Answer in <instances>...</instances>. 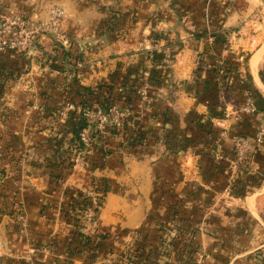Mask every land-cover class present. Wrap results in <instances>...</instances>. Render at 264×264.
<instances>
[{"label":"crops","instance_id":"0c3cea01","mask_svg":"<svg viewBox=\"0 0 264 264\" xmlns=\"http://www.w3.org/2000/svg\"><path fill=\"white\" fill-rule=\"evenodd\" d=\"M54 4L66 7L67 42L97 44L89 57L81 53L85 61L91 59V66L76 70L85 72L80 75L82 84L116 81L115 92H135L123 94L131 99L122 108L128 111L124 125L142 134L143 146L137 153L124 136L103 135L95 145L107 152L101 167L92 169L94 148L78 155L72 167L63 170L62 182L55 184L45 165L51 151L43 154L38 145L58 134L66 116L44 128L33 116L44 104L25 105L19 97L7 106L3 103L7 116L0 140L18 158L23 142L29 145L26 165L0 162L5 169L0 264H88L84 256L70 254L77 244V224L61 211L65 191L86 189L92 176L105 180L107 190L99 213L105 237L95 249L99 258L91 264H117L114 256L137 244L157 254L197 253L201 264H262L264 138L251 146L246 162L232 177L229 164L221 169L216 162L231 157L235 135L254 134L264 111V0H0V17L37 19ZM213 29L225 33L219 55H213ZM205 31L210 33L197 36ZM155 32L162 38H151ZM153 53L158 54L155 59ZM206 54L208 63L216 58L237 63L238 79L229 77L227 92L214 82L204 88L211 73L203 71L195 80L199 56ZM26 64L22 55L1 51L0 77L2 72H21ZM150 77L157 80L151 90ZM144 87L150 95L142 100L139 91ZM247 96L257 112L225 119L224 113L234 114ZM53 103L45 105L51 108ZM210 125L213 135L207 134ZM172 197L181 203V227L187 232L184 244L175 247L162 243V238L178 236V231L159 230ZM19 213L25 218V233L16 218Z\"/></svg>","mask_w":264,"mask_h":264},{"label":"trees","instance_id":"16d2710c","mask_svg":"<svg viewBox=\"0 0 264 264\" xmlns=\"http://www.w3.org/2000/svg\"><path fill=\"white\" fill-rule=\"evenodd\" d=\"M111 23L109 21L106 28L110 29ZM102 32L99 31V34ZM210 32H200L197 33V36H206ZM212 36L214 37L213 41V55H219V50H221L226 43L225 39V33L220 31V29H213ZM151 38L153 39H159L162 38V34L155 32L151 34ZM57 47L60 50L59 53H61L62 62L69 61L70 58H74L73 60L80 57V54L74 50V55L72 56V52L70 49L65 48L62 44L57 43ZM211 55V54H210ZM158 56V54L153 53V59H155ZM209 54L206 55H200L199 59L197 61V65L195 70L193 71V75L195 80L199 79L200 74L204 72L211 73L212 77L207 78L206 84L204 88L209 87V83L215 85H218V88L221 91L227 92L228 91V79L229 77H232L233 79L237 80V63L234 62L232 59H221V64H218L219 59H214L211 63H208L206 61ZM205 58V59H204ZM72 60V61H73ZM71 61V62H72ZM70 64V63H69ZM13 75V72H2L0 80L10 78ZM214 77V78H213ZM261 79L264 80V69L261 71ZM156 79H152L150 77L148 81L149 89L156 85ZM220 81V84H218ZM2 85V83H1ZM116 81L112 82H102L98 83L97 86H85L80 85L76 80H73L68 88L62 91V93L59 96V100L56 102V106L48 107L44 105L41 110H37L33 112L34 117H39L41 121V126L46 128L49 124V121L53 122L54 120L59 119V111L60 109L65 105V103H70L76 106L80 107H92L94 103H102L100 106L104 108H109L112 105H118L121 108H125L129 106L131 99L127 98L129 95L134 94V91H126L124 95H127V97H124L123 94L115 92L116 90ZM148 89V90H149ZM96 90V91H95ZM132 92V93H131ZM135 95V94H134ZM150 95L149 91H147V97ZM133 98V97H132ZM25 105V101H22ZM31 100L27 103L30 104ZM46 104V103H44ZM48 105V104H47ZM46 106V107H45ZM50 106V105H49ZM264 109V108H263ZM66 124H62L59 128L58 134L50 136L46 141H42L38 147L43 150V154L46 150L51 151V154L49 156H45V165L48 170V173L51 176L52 181L56 183L62 182L63 179V170H66L67 168L72 167L73 160L72 157L70 158L69 155L71 153H74L73 156L82 155L83 153H87V151L94 150L95 145L99 142V139L101 136L98 134L97 138L93 140V142L86 146L82 140H81V132L84 128H86L89 125V122L85 116H83L80 113H77L75 109L70 110L66 113ZM126 121L123 120L122 127L124 129V136L127 140V142H131V144L135 145L137 148L135 149V152L138 153L139 148H142L143 141L141 140L142 134L137 133L136 131H132L130 128H125ZM206 123V122H204ZM42 127V128H43ZM115 126L113 124H110V135H114ZM210 133V135H213V126L210 125V129L207 132V134ZM60 135V136H59ZM103 137V136H102ZM96 140H98L96 142ZM60 142H63L65 144V147L60 146ZM182 146V145H181ZM182 148V147H181ZM40 149V150H41ZM95 158L91 162L92 169L100 168L104 157L107 155V152L103 150L101 147H96L95 150ZM209 153V151H208ZM210 154V153H209ZM212 157V156H211ZM234 154L231 155L230 158H233ZM216 166L223 169V167H227L228 163L221 159L218 162H216ZM0 175H5V169L0 168ZM93 178V179H92ZM92 181L90 182L91 187L93 190L97 193H100V196L96 197V204L93 205L91 202V197L84 193V190H66L65 191V197L66 202L62 209L63 216L66 217L69 220L74 221L77 224L76 229L74 230V238L77 240V244L70 248V254H73L77 257H85L88 264H91V262L94 261L95 258V252L94 250L98 246V243L104 239L105 234L102 232V229L100 227L99 220L96 224V231H94L91 234H84L81 231L82 227V220L84 212L89 208L92 207V212L94 216H98L99 208L102 206L103 203V197L106 193L107 187H106V181L101 178H96L94 176L91 177ZM88 187V186H87ZM86 187V188H87ZM13 213V208H11V211ZM184 222L183 219V210L181 207V203L176 198H171V202L167 204L165 216L163 221L159 225V230L163 231L167 229H175L178 230V236L176 235L173 237L174 239H180L184 234H186V230L184 228ZM19 224L16 223V226L18 227ZM183 228H182V227ZM171 242V246H174L176 244L175 240ZM162 243H165V239L162 238ZM181 243V242H180ZM184 244V241H183ZM166 250V249H165ZM88 256H85V254L89 253ZM142 253H145V257H143V261L145 264H174L175 261H172L171 258L169 259L168 252H149L144 250V244H137L135 246H132L128 250L123 251V255L121 260L119 261V264H137L138 258L142 256ZM180 254H183V252H178ZM191 253V252H190ZM261 263L264 264V255H260ZM190 258L186 261L188 264L191 263Z\"/></svg>","mask_w":264,"mask_h":264},{"label":"rangeland","instance_id":"374dc122","mask_svg":"<svg viewBox=\"0 0 264 264\" xmlns=\"http://www.w3.org/2000/svg\"><path fill=\"white\" fill-rule=\"evenodd\" d=\"M54 7H60L63 9L65 15L64 18L62 19L58 30L54 31L51 27H49V25H47V29L44 28L43 24L44 22L48 20L49 18V10L51 8ZM66 7L63 4H54L53 6L49 7V9L47 10V12L45 14H43L40 17H36L37 19L34 18H30L27 16L24 17L26 21L29 22V24L32 25V28H28V31L33 30L34 28L37 30V27L39 28L38 31H35L34 34H36V38L34 39V42L37 45V49L36 50H31L28 49V51L24 52V51H19L17 49H2L1 51H9L11 53H15V54H20L22 55V57L26 58L27 60V64L25 66V68L23 70H21V72H13V75L10 78L7 79H1L0 80V134H1V129L5 128L4 124H2V121L5 119V117L7 116L5 112V109H1V106L4 103V106H7L6 102H9L11 100V98H16L19 97V99L17 100H22L25 102H28L31 100L30 104H32L33 102H39L41 104L44 103H48L49 105L53 103V100L55 97V95H57L59 100V96L62 93V91L68 88L69 84L73 81L76 80L78 82V84L80 85H84L82 84V79L80 77V75H82L85 72H76V70H81L87 66H91V62L89 60H84L83 58H81V53L86 56H88L89 53H94L93 49H96L97 44L96 45H92L91 47L88 45L83 46V44L78 45L75 44V41H70L67 42L66 39V31H65V19L67 17V13H66ZM19 14H9V15H4L2 17L5 18H11L13 16H16ZM21 16V15H20ZM1 18V17H0ZM34 26V27H33ZM96 35V34H95ZM57 43L59 44H63V43H67L64 46H67L68 49L71 50L72 52V56L75 53H79L80 57L73 60L74 58H70L69 61L67 62H62V55L60 52V50L57 47ZM82 50V51H79ZM88 49V50H87ZM74 50L76 51L74 53ZM84 55V57H85ZM91 55V54H90ZM89 57V56H88ZM73 60V61H72ZM72 61V62H71ZM70 63V64H69ZM35 68L37 69V71H35ZM74 72H71L73 71ZM64 76V77H63ZM2 83V85H1ZM99 82H94L90 83V85H86L85 86H97ZM96 91V90H95ZM6 95H9V99L6 97ZM54 96V97H53ZM143 100V99H142ZM29 104V103H28ZM54 104V103H53ZM67 104L70 103H65V105L63 106V108L60 109L59 111V118H65L66 113L69 112L70 110L73 109H67L65 108L67 106ZM100 104L102 103H94V105L92 107H98L100 106ZM45 105V104H44ZM56 105V103L54 104ZM83 108H88V107H83ZM66 109V110H65ZM63 112V113H62ZM56 123V122H51V124ZM110 128V124H107L104 129L102 130V132L98 133L100 136H108L111 134V130ZM49 130V129H48ZM114 135H118V136H124V129L123 127H119V128H115L114 130ZM105 136V137H106ZM125 137V136H124ZM28 140L23 142V145L21 146V148L23 147V151L22 154L20 152L19 153V158L16 156V153H12L11 150H9V147H7L4 144V140H0V162H4L5 160L8 159V162H13V161H22L23 164L26 165L25 162H27L26 160H28V155H27V150H25V148L28 147ZM17 146V145H16ZM60 146L63 148L65 147V144L63 142H60ZM12 147V146H10ZM18 148V147H15ZM20 148V149H21ZM74 153H71L69 155V157H72V160L75 161L76 158H78L77 156H73ZM2 178L3 176L0 175V188L2 187ZM93 179V178H92ZM91 177H90V181H89V186L90 182L92 181ZM18 180V179H17ZM16 180V181H17ZM17 183V182H16ZM87 187V188H88ZM86 190V189H83ZM101 207L99 208V210H101ZM22 209V208H20ZM18 210H16L17 212ZM23 211V210H22ZM21 211V213H22ZM100 213V211H99ZM99 213L98 216H95V218L97 220H99ZM20 215L22 214H18L16 218H18ZM94 215V214H93ZM165 216V214H164ZM20 226L22 227V224L20 223ZM20 229H22L21 233H25L26 230V226L22 227ZM82 228V227H81ZM86 232H94L96 231L95 228L93 226H89V227H85L84 228ZM172 231H178L175 229H171ZM173 237L170 238H165L166 240V244L168 242H172L173 241ZM176 244L179 243H183V239H174ZM181 242V243H180ZM175 244V245H176ZM177 244V245H179ZM176 245V246H177ZM175 247V246H174ZM95 252V250H94ZM90 254L87 253L85 254V256H88ZM123 255V251L119 254H117L116 256H114L117 260V264H119V261L121 260ZM169 259L171 258L172 261H175L174 264H188L186 261L188 260V258L192 259L191 263L189 264H201L202 263V258H200V256H198L197 253H183L180 254L178 252H170L168 254ZM124 257V255H123ZM143 257H145V253H142V256L140 258H138L137 260V264H145L143 261ZM98 257V253L96 254V258ZM108 258V257H107ZM104 258V259H107ZM110 259V258H109ZM114 261V260H113Z\"/></svg>","mask_w":264,"mask_h":264},{"label":"built area","instance_id":"2783aa9c","mask_svg":"<svg viewBox=\"0 0 264 264\" xmlns=\"http://www.w3.org/2000/svg\"><path fill=\"white\" fill-rule=\"evenodd\" d=\"M64 11L60 7H54L49 10V18L47 22L45 21L43 26L47 29V25L51 27L54 31L58 30V27L64 18ZM34 27V26H33ZM28 28H32V25L25 20L24 17L20 15L13 16L11 18H0V50L8 49H17L19 51H28V49L36 50L38 47L34 42L36 38L35 31H38L34 28L33 30L28 31ZM36 33V32H35ZM218 64H221L218 61ZM140 96L143 100L146 99V87L140 89ZM33 107L36 106V102L33 103ZM67 109H75L77 113L85 116L89 122V125L83 129L81 132L82 142L88 146L94 139L97 138L98 133L102 132L104 127L107 124H113L116 128L122 127V122L126 118L128 111L126 109L120 108L118 105H112L109 108H104L102 106L98 107H88L82 108L73 104H67L65 107ZM66 110V109H65ZM257 112V107L253 102L252 98L247 96L243 104L235 111L234 114L224 113V118L227 119L231 115H234V118L237 120L242 114H253ZM63 113V112H62ZM264 138V111L260 112L259 123L256 126V130L252 136H243L235 135L233 140V158H229V175L235 173L238 170L239 166L244 164L251 153L252 145H259ZM220 155L216 154V159H219ZM84 193L88 194L91 197V202L93 205L96 204V197L100 196V193H97L93 190L91 186L84 190ZM19 221L22 223V227L26 226L25 218L23 215L18 217ZM97 219L93 215L92 207H89L83 215L82 228L81 231L84 234H91L93 232H86L85 227L93 226L96 230Z\"/></svg>","mask_w":264,"mask_h":264}]
</instances>
